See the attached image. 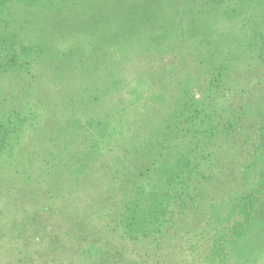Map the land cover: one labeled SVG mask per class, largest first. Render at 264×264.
I'll return each instance as SVG.
<instances>
[{
  "label": "rangeland",
  "instance_id": "1",
  "mask_svg": "<svg viewBox=\"0 0 264 264\" xmlns=\"http://www.w3.org/2000/svg\"><path fill=\"white\" fill-rule=\"evenodd\" d=\"M197 58H223L230 66L212 89L215 115L227 127L215 138L218 164L196 185L201 204L184 208L160 236L128 240L117 224L114 235H99V262L75 258L72 264H221L211 253L213 243L239 216L216 221L211 214L264 176V0H0V114L21 106L27 93L50 105L36 127L31 122L15 157L0 156V264H16V248L43 235L55 219L63 224L54 231L59 236L63 228L71 231L75 215L81 237L90 235L87 227L100 231L94 225L98 209L88 207L85 193L86 199L71 196V188L59 191L60 175L43 165L57 138L71 137L62 129L74 126L67 94L90 80L93 93L108 100L111 77L162 80L170 63L176 70L190 65L198 76ZM196 83L199 94L207 93L205 75ZM52 244L44 252L49 258L70 254L66 245ZM223 251V264H264V190L250 228L226 241ZM23 262L44 264L37 258Z\"/></svg>",
  "mask_w": 264,
  "mask_h": 264
},
{
  "label": "trees",
  "instance_id": "2",
  "mask_svg": "<svg viewBox=\"0 0 264 264\" xmlns=\"http://www.w3.org/2000/svg\"><path fill=\"white\" fill-rule=\"evenodd\" d=\"M195 49L198 50L196 46ZM221 59L215 62L197 58L194 62L200 71L198 76L188 69L190 65L187 70H176L170 63L162 80L155 75L111 77L113 88L108 100L93 93L95 86L91 87L94 82L90 80H83L76 92L67 94L74 126L62 129L71 137H58L55 149L43 158V165L46 172L57 171L60 175L56 180L59 191L71 188V196L81 193L83 198L85 193L88 207L98 209L94 225L100 231L87 227L90 235L81 237L80 217L75 215L69 225L71 231L63 228L65 233L59 236L54 231L63 224L55 219L53 225L46 226L43 237L38 233L32 235L16 248V264L33 258L44 264H72L75 258L97 263L103 248L99 235H114L117 224L123 228L121 236L128 240L160 236L164 226L181 216L184 208L196 207L194 202L200 205L195 196L196 185L206 176L205 170L218 164L220 145L215 138L227 127L212 107V89L220 85V77L230 70L226 59ZM204 75L209 92L199 94L196 79ZM105 86L106 90L110 88ZM97 99L100 103L92 107ZM20 104L15 110L0 114V156L5 153L14 158L31 122L36 127V119L43 116L41 110L50 106L47 98L32 93L25 94ZM263 190L264 176L245 192L235 193L228 203H220V210L211 214L218 217L216 221L239 216L230 230L220 232L213 243L211 253L220 257L221 264L225 257L223 244L241 237L250 228L254 203ZM103 205L107 209L103 210ZM223 213L226 215L220 217ZM53 242L66 245L70 254L49 258L44 252ZM5 264H12L11 260Z\"/></svg>",
  "mask_w": 264,
  "mask_h": 264
}]
</instances>
